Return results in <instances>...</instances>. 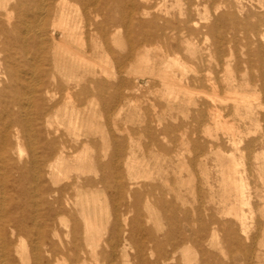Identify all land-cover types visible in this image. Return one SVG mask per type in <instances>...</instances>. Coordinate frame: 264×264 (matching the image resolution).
Wrapping results in <instances>:
<instances>
[{
	"label": "bare ground",
	"instance_id": "obj_1",
	"mask_svg": "<svg viewBox=\"0 0 264 264\" xmlns=\"http://www.w3.org/2000/svg\"><path fill=\"white\" fill-rule=\"evenodd\" d=\"M169 1L0 0V264H18L16 256L19 253V242L22 235L37 239L36 246L32 247L34 248L33 264H56L60 259L75 264L90 263L91 260L88 261V259H92L94 263L98 261L99 255H105V253L101 251L102 249L101 252L96 251L99 247L92 244L93 241L98 243L92 239L90 234L93 232L90 231L91 225L94 224H91L90 217H85V213L86 210L90 212L88 208L91 203L95 204L102 184H105L103 188L112 189L115 204L109 201L111 206L124 208L122 211L116 209V218H126L125 216L129 212V198H131L130 206L135 211L133 214L140 211L142 202L147 207L156 206L164 211L172 206L170 200L179 199V191L175 187L160 188L150 185L148 191L141 193L137 190L139 188L137 182L126 180L124 170L121 169L123 166L120 167L122 163H113L114 159L120 161L124 156L122 140L111 141V144L115 143L113 146L115 150L112 149L114 153L109 156L106 154H103L102 157L92 155L88 150L95 146L96 139L99 137L95 123L97 115L101 113L105 116L104 118L108 117V119L113 114L118 116L128 103V93L120 91L128 87V76H134L137 87L148 83L147 79L155 76L152 71H147L146 68L140 75H135L137 68L140 69L144 62L147 64V53L157 42L166 40L169 48L168 53L163 55L160 62L161 68L158 70V77L165 88H181L182 90L201 82L199 78L184 79L183 81L182 78L178 79L173 75L174 67L185 69V64L181 62L176 52L179 50L176 34L180 30L186 31L192 38H196L202 33L206 37L214 36L216 30L223 29L227 21L239 26L243 34L242 60L240 61L243 70L239 85L242 88L240 102L242 108L240 110L244 111L246 115L251 113L250 102L245 94L247 88L252 86L257 100L254 112L256 129L254 143L259 150H264V0H237L234 5L226 1V5L229 8H235L237 12L220 13L208 25H200L199 19L194 17L198 12V0L188 2V6H193L194 9L189 8L179 14L172 12V9L182 0H171L170 5H167ZM181 15H185V18H181ZM201 19L206 20V18ZM120 30L125 34L126 48L117 51L115 37ZM249 35L253 36V41H250ZM213 40L209 47L204 48L209 53L219 55L223 51L221 41L215 36ZM252 44L253 50L251 49ZM195 46L197 47L194 44L193 48ZM198 48L201 50L203 46ZM170 50H173L174 53ZM103 58L106 59L105 63ZM113 66L116 68L115 71L110 70L113 69ZM252 69L255 72L253 78L249 76V71ZM213 94L215 93L213 92ZM168 95L173 97L174 93L169 92ZM98 105L103 106L102 111L97 110ZM235 111L238 112L239 108H235ZM209 115L215 125H220L234 134V125L222 122L218 109H210ZM146 127L144 131L148 133L151 141L154 144L158 143V135L152 131V128L149 129L147 125ZM166 130L163 131V134ZM109 132L107 133L110 134ZM111 140L113 139L111 138ZM22 146L26 147L27 158L24 157ZM106 157L108 161L101 160ZM126 159L129 160L130 156ZM256 160L260 161L259 170L261 173L263 171L264 175V155ZM69 167H74V170L77 171L75 177L70 178L68 175H63ZM97 173H100L99 177ZM85 174L86 176H84ZM173 174H177L178 177L182 176L181 170L173 171ZM61 175L70 181L63 185H56L55 181ZM174 177L179 180L176 175ZM109 182H112L113 185H110ZM234 186L237 193L240 187ZM72 193H74L75 199ZM105 193L103 195L102 192V195L105 196ZM88 196L91 200L88 199ZM151 199H153L152 204L150 203ZM96 210H98L97 207ZM93 212L96 213L95 210ZM79 213L83 215V222L81 219L80 221L76 219ZM89 215L92 216V214ZM66 217L70 218L72 224L71 230L66 235L70 237V240L65 242L60 237L62 240L54 242L53 238L57 236L56 229L66 225L64 222ZM136 217L138 218V216ZM168 219L170 218L168 217ZM116 220L118 221V219ZM175 220L177 222L176 217ZM185 222L190 221L185 220ZM82 223L83 229L80 225ZM137 224L139 226V223ZM119 226L118 223L117 227H113L115 230L111 229L114 231V233L112 232L113 241L107 246L112 252H106V255L102 256L107 259L109 264L112 262L111 255L116 250L119 255L113 260L118 259L119 256H126V244L120 243L128 242V238L130 239L131 236H124L126 231H122ZM123 226L122 228H125L126 225ZM140 226L143 227L141 224ZM225 228L227 227L225 226ZM59 232L57 231V233ZM230 234L234 236V233ZM121 235L126 239H122L118 243V238ZM96 237L99 238L98 235ZM141 237L143 238V236ZM191 237L193 235L189 236V238ZM199 237L196 235L194 243L195 248L201 249L203 244ZM226 238L232 239L238 245L241 242L238 235H235L234 238L229 235ZM186 239L185 234L183 240L186 241ZM110 240L112 239L110 238ZM106 241L109 240L106 239ZM136 241L138 242V240ZM167 241L169 242V240ZM171 241L173 240L171 239ZM131 242H133V238ZM131 242L129 243L131 244ZM153 242H155L154 239L150 244ZM157 242L154 243L157 259L151 263L169 264L174 258L173 253H176L177 248L173 253L172 251L167 252L168 250L165 251L164 247ZM103 243L101 246L104 245ZM148 243L146 244L148 245ZM85 245L91 247L90 253L86 252L87 254H85L82 251L85 249ZM82 246L84 249H81ZM135 247L137 248V245ZM139 249V257H141L144 255V250L143 248ZM204 249L206 251V248ZM107 250L109 252V249ZM214 257L216 256L204 252L199 264H208V260ZM106 259H103V263L106 262Z\"/></svg>",
	"mask_w": 264,
	"mask_h": 264
},
{
	"label": "rangeland",
	"instance_id": "obj_2",
	"mask_svg": "<svg viewBox=\"0 0 264 264\" xmlns=\"http://www.w3.org/2000/svg\"><path fill=\"white\" fill-rule=\"evenodd\" d=\"M189 1L190 0H182L178 5L173 7L172 12L179 14L184 13L189 8L194 9L193 6H188ZM192 1L194 2L195 0ZM226 1L233 5L237 2V0H208L206 2L205 0H198V12H196L194 17L199 19L198 22L200 25H208V23L214 20L220 13L228 11L236 13L237 10L235 8H229L228 5H226ZM171 2L170 0L167 5H170ZM181 18H185V15H181ZM201 18H206V20ZM214 36L221 41L223 51L219 55L209 53L204 48L206 46L209 47V45L213 43ZM214 36L206 37L205 34L202 33L197 35L196 38H192L188 32L183 30H180L176 34V39L179 42V50L176 52L181 62L185 64V69L174 67L173 75L178 79L182 78L183 81L184 79L199 78L201 79L199 84L190 85V87L188 86L182 90L181 88L172 89L171 87L165 88L163 86L161 79L158 77V70L161 68L160 62L163 59V55L168 53L167 51H169V48L167 41L162 40L151 47L150 51L147 53L146 57L148 62L147 64L144 62L146 67L143 63L140 69L135 68L137 70L135 76L140 75L146 68L147 71H152L156 77H149L147 79L148 83L137 87L133 78L134 76L129 75L128 87L120 90L123 93H128V103L122 108L120 114H118V116L113 114L112 117L108 119L107 116V118H104L105 116L99 113L95 118L99 137L96 139L95 146L91 147L92 149L89 148L88 151L90 154L99 155L101 157L103 154L107 156L112 155L115 150L113 147L115 143L112 142L111 144V141H114V139L117 141L122 140L125 158L123 156V162L122 160L117 161L116 159L112 162H121L123 164H120V167L123 166L121 169L125 171H123V173L128 182H137V184H139L137 190L141 193L142 191L145 193L148 191L147 189L153 185L160 188H167L169 186L175 187L180 195L178 200H170L171 207L174 208L176 206V210L170 207L168 210L166 209L163 211V209L156 206L147 207L142 202L141 209L138 213L136 212V214H133L135 211H133L130 206L131 198H129V212L124 219L123 217L116 218L115 216V211L118 207L114 205V209L112 207L113 205L111 206L110 202L115 204V200H113L112 197V189L103 188L105 184L100 185V187H102L99 188L100 193L99 196L97 195L96 197L95 204L93 205L91 203V207L89 206L88 208L90 212L86 210L85 213V217H90L91 224H94L91 225L92 228L90 231L92 230L93 232L91 231L92 233L90 234L91 237H93L92 239L99 243L98 245V243L96 244V242L93 241L92 244L99 247L95 250L100 251L102 249L101 251L105 253V255L106 252H112L107 245L113 241L112 232L114 233V231L112 230H115L113 227H117L118 223L120 225L119 228L124 232L126 231V235L124 236H131L126 243L122 241V239H126L123 235L118 238V243L122 241L120 244H126V256H119L118 259L113 260L119 255L116 250L115 253L111 255L112 262H110V264H115L114 261L117 262L116 264H122L123 260H126L123 261V264H126V262L127 264H152L151 262L157 259L154 244L156 241L164 247L163 249L165 251L168 250L167 252L172 251L173 253L177 248L178 251L176 250V253H173L175 259L173 258L169 264H199V262L201 263L204 252H208L211 256H216L212 259L210 258L208 264H264V175L263 171L261 173L259 170L260 161L256 160L259 159L261 155H264V150H259L254 143L256 138L254 124V112L256 111L257 104V100L255 99L256 93L252 86L247 88L245 95L250 102L251 113L246 115L244 111L240 110V108H242V104H240L242 88L239 85L243 70L240 63L242 60L241 41L243 34L239 26L236 23L227 21L225 22V27L216 30ZM249 38L250 41H253L252 35H249ZM194 44H196L197 47L195 46V48H193ZM115 46L117 51L126 48L125 34L121 30L115 37ZM202 46L203 49L200 50L198 47L201 48ZM251 49H254L253 44L251 45ZM170 51L174 53L173 50ZM105 60L106 59L103 58L104 63ZM109 61L111 62L110 58ZM115 69L116 68L113 66V69L110 70L115 71ZM249 76L252 78L255 76L253 69L249 71ZM169 92H173L174 96L170 97L168 95ZM213 92L215 94H213ZM235 92L237 93L235 94ZM237 107L239 108L238 112L235 111ZM212 108L218 109L222 122L234 125L233 127L236 134L235 132L233 134L225 130L220 125L214 124L209 115V111ZM101 109L103 110V106L98 105L97 110L102 111ZM146 125L149 129L152 128V131L158 135V143L154 144L148 133L144 131V129L147 128ZM164 130H166L165 134H163ZM108 131H110V134L107 133ZM111 138L113 140H111ZM22 148L24 157L27 158L28 152L26 147L22 146ZM163 148L164 150H162ZM201 155L203 156L200 157ZM129 156L130 159H126ZM200 158L205 159L203 160ZM101 160L106 162L108 158H101ZM178 170H181V177H178L177 174H173V171ZM100 173H97L98 177ZM76 174L77 171L74 170V167H69L68 170L63 173L64 176L68 175L70 178L75 177ZM63 175L55 181L56 185H63L70 181V179H65ZM175 175L179 180L175 179ZM84 176H86V174ZM109 184L113 185L112 182H109ZM233 184L236 185L237 188L240 187L237 193L235 188H233ZM105 189L107 193H105ZM102 192L103 195L104 193L106 195L103 196ZM72 195L75 199L74 193H72ZM88 199L91 200L89 196ZM150 203H153V199H151ZM84 207L86 208V206ZM96 207L98 210H96ZM94 210L96 213L93 212ZM118 210L122 211L124 208L119 207ZM89 214H92V216ZM78 215L76 219L78 221L81 219V222H83V215L80 213ZM134 215L138 216V218ZM168 217L171 220L168 219ZM68 218L69 217H66L64 220L66 223L65 226L56 229L57 236H54V242H58L61 238H63L65 242L70 240V237L66 236L72 226L70 218ZM115 218L118 219V221ZM185 220L190 221L191 225H189L190 222H185ZM134 222L136 225L133 224ZM137 223H139V226ZM140 224L143 227L145 225V229L141 227ZM80 225L82 226L81 229H83V223ZM123 225H128L129 227L125 226V228H122L124 227ZM187 226L191 227L189 228ZM225 226L227 228H225ZM201 229H203L202 232ZM228 229L232 230L229 232ZM59 230L60 232L63 231V234H60L61 236L59 235ZM144 230L146 233L149 231V233L146 235ZM57 231L59 233H57ZM189 233L192 234L190 235ZM230 233H234V236ZM95 234L98 235L99 238L96 237ZM185 234L187 236L186 241L183 240ZM195 234L201 238V243L203 244V246L201 245V249L195 248ZM192 235L193 237L189 238V236ZM229 235H231V238L238 235L241 239L240 244L238 245V243L230 238L227 239L226 237H229ZM141 236H143V238ZM144 236L147 237L145 238ZM110 238L112 240H110ZM132 238L134 243L131 242ZM106 239L109 241L107 242ZM151 239L155 241L153 244H150L152 242ZM171 239L173 241H171ZM136 240H138V242ZM167 240H169V242ZM229 240H232L231 243ZM101 242H104V245H102L103 247L101 246ZM129 242H131V244ZM36 243V237L29 238L25 235L20 237L19 253L16 256L18 264H33L34 248L32 247H35ZM146 243H148V245ZM105 245L108 248L104 247ZM136 245L138 249L135 247ZM153 245L154 248H152ZM203 247L206 248V251H204L205 249ZM134 248L136 249L134 250ZM139 248H143L144 250V255L141 257H139ZM81 249H84V246H82ZM107 249H109V252ZM117 249L119 250V248ZM198 250L202 251L198 252ZM82 251L85 252V254L90 253L91 247L89 248V246L87 247V245H85V249ZM78 253L80 252L78 251ZM105 255H99V262L95 261L94 263L92 259H88V261L91 260L89 261L91 264H109L107 259L103 258ZM144 256L147 259H145ZM235 257H238V259H235ZM103 259H106V262L103 263ZM139 259L143 261L140 260L142 261L140 262ZM56 264L75 263L60 259Z\"/></svg>",
	"mask_w": 264,
	"mask_h": 264
}]
</instances>
